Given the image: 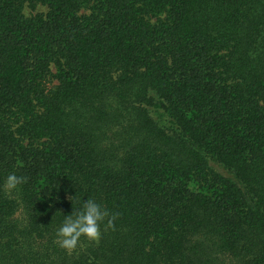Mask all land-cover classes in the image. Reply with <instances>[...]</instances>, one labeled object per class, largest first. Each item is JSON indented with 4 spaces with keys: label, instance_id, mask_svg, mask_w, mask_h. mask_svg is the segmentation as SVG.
Returning <instances> with one entry per match:
<instances>
[{
    "label": "trees",
    "instance_id": "trees-1",
    "mask_svg": "<svg viewBox=\"0 0 264 264\" xmlns=\"http://www.w3.org/2000/svg\"><path fill=\"white\" fill-rule=\"evenodd\" d=\"M12 172L0 264H264V0H0Z\"/></svg>",
    "mask_w": 264,
    "mask_h": 264
},
{
    "label": "clouds",
    "instance_id": "clouds-1",
    "mask_svg": "<svg viewBox=\"0 0 264 264\" xmlns=\"http://www.w3.org/2000/svg\"><path fill=\"white\" fill-rule=\"evenodd\" d=\"M24 177L9 173L0 183V189L11 193L23 183ZM108 215L107 211L92 199L81 200L80 208L74 213L64 216L56 229L55 242L59 247L71 252L77 247L80 237L95 241L100 235V222ZM109 226L111 221H108Z\"/></svg>",
    "mask_w": 264,
    "mask_h": 264
},
{
    "label": "rangeland",
    "instance_id": "rangeland-1",
    "mask_svg": "<svg viewBox=\"0 0 264 264\" xmlns=\"http://www.w3.org/2000/svg\"><path fill=\"white\" fill-rule=\"evenodd\" d=\"M45 10H46V7H45L44 5H42V4H37L35 10L32 11V12H44ZM23 12H24L25 14H30V13H32L28 7H25V8L23 9Z\"/></svg>",
    "mask_w": 264,
    "mask_h": 264
}]
</instances>
